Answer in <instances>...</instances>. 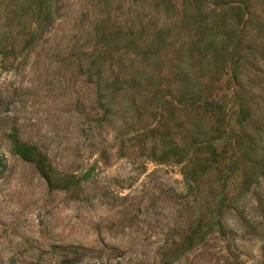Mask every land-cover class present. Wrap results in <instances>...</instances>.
Instances as JSON below:
<instances>
[{"label": "rangeland", "instance_id": "rangeland-1", "mask_svg": "<svg viewBox=\"0 0 264 264\" xmlns=\"http://www.w3.org/2000/svg\"><path fill=\"white\" fill-rule=\"evenodd\" d=\"M31 1L0 0V264H264V0Z\"/></svg>", "mask_w": 264, "mask_h": 264}, {"label": "trees", "instance_id": "trees-1", "mask_svg": "<svg viewBox=\"0 0 264 264\" xmlns=\"http://www.w3.org/2000/svg\"><path fill=\"white\" fill-rule=\"evenodd\" d=\"M210 2V0H181L180 2L182 3L181 8L183 9V11L187 14V13H193L196 11V9H192V11L188 10L189 8L194 7L196 4L198 5H204L205 2ZM217 2H221V3H225L226 0H216ZM32 6L35 7L37 9L36 12V20H38L37 22L40 21L41 18H45L48 16V2L47 0H32L31 1ZM241 2V3H239ZM245 2V3H243ZM235 6V16H236V21L239 22V24H241L243 21H245L248 17H244L243 18V14L246 12L247 7L246 5H249V3L247 2V0H234ZM234 16V15H233ZM234 18V17H233ZM197 20L202 19L201 16L199 15V18H196ZM237 31V30H236ZM204 33H198L197 35L194 36V38H191V43H192V51L194 50L195 54H197V57H199V60H197L198 63L202 64L205 67L206 73L207 75L211 73V60H207L206 62L201 60V57L204 56H209V45H207V48L205 49V45L202 44L203 42H211V44L213 42H215V51H218V53L212 54L210 56L213 57H218L221 58V63H223V65L232 68L234 67V65H237V59L239 57V55H242V51L241 49H239L237 51V54L235 55V57H233V54H225L226 53V47L227 45L231 44V47H235L238 43V32L232 33V31L230 30V28L228 30H226V34H224V38L225 39H218L216 41L212 40L209 37V40L204 39ZM210 36V35H209ZM208 38V36H207ZM221 47H224L221 53ZM249 48V47H248ZM194 58V57H193ZM230 68V70H231ZM188 75V74H187ZM190 79V78H189ZM209 80V79H208ZM210 89H211V84H207V83H200L199 81L196 82V84L192 87H183L181 90L184 92L183 94L181 93L180 95H177L176 93H173L170 90H167V94L171 97V98H176L177 96L182 97V96H189L190 99H197V98H204L203 104H213L211 102H215L213 101V99H209L211 97L210 94ZM161 93V95L164 96V91L159 89ZM218 120H220V115L218 116ZM222 127L217 124L216 126H210L209 129L207 131H205L202 135V138L199 139L197 138L196 140H207V141H212L215 138H219L222 135ZM185 150L182 151H174L173 153V161L175 162H181L184 161V156L186 155V152H184ZM22 152L24 154L25 157L27 158H31L32 157V153H35V150L33 151L31 148L29 147H24L22 149ZM212 154L217 153L216 151V147L214 145H212V150H211ZM30 154V155H29ZM219 156L221 155V153H218ZM164 155H162V157L160 158V160H164L163 157ZM32 159H34V157H32ZM244 174H246V178H245V182H248L249 179H247V177H249V175H247V172H245ZM250 178V177H249Z\"/></svg>", "mask_w": 264, "mask_h": 264}]
</instances>
